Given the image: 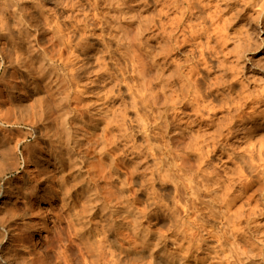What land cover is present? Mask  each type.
I'll return each instance as SVG.
<instances>
[{"label": "rangeland", "instance_id": "obj_1", "mask_svg": "<svg viewBox=\"0 0 264 264\" xmlns=\"http://www.w3.org/2000/svg\"><path fill=\"white\" fill-rule=\"evenodd\" d=\"M61 1L62 2L64 1L65 3L63 2L62 3L63 5H62L60 3ZM66 1L65 0H0V19L3 18L0 20V49H2L1 47H10L11 42H12L11 41L12 38L7 37L8 32L10 30V31L14 32V35L17 33V29L19 28L18 23L20 21L19 18L21 16L20 14L23 15V13H26L25 18H27V20L30 18L29 24L26 25V27H25L26 30L28 29L27 33H29V35L31 36L30 41L34 40L33 38L35 37V35H37V36L39 35L40 39H43L42 42L44 41L43 47L44 46L50 47V48L48 47L49 48L48 49V51H49L48 55H49V58L51 57V60H49L47 58V61H46V58H45V60H41V62L40 61L35 62L36 63L35 65H38V66L40 65V66L39 67L35 66L36 67L34 69L35 74H34V72L32 73L33 78L31 80V82L36 83V85L34 87L35 89L33 88L34 91H32L30 89L31 88V86H29L30 82H27L28 85L26 83L20 85L19 90H17V88L16 89L12 88L15 85L14 83L16 80L11 78V76H8L9 74H5V71L7 70V67H8L7 65L9 64L8 61H11L12 58L14 59V57L11 56V57L6 59L5 56H3V54L0 51V188H2V189L7 188L8 190L12 191V197L10 199V201H12V202L11 203L7 202L8 204L7 203L6 204L8 206L6 204H4L3 208H0V235H1L0 239H1V237L6 236V239L8 241L7 244H9V246H8L9 249L7 250V254L9 256L8 255H6V256H8L10 258V261L13 264H28V263L29 264L30 263L31 264H113L112 257L108 253V248H110L112 250L113 249L115 250V248H129L130 251L128 254L131 256L133 254L132 251L137 252L138 250H140V248H154V244H153V243H155L154 241L155 240L158 241L160 239V237L162 240L164 235L167 236V238H168V240H167V238L164 237V239L166 238V242L164 239L162 240L163 241L162 244L166 245L165 248H176V246H173V244L170 241L171 237H175V232L168 231L167 229H165L167 227L159 222L162 219H165L164 217L159 216L161 213L160 211H166L167 207H170V205L173 203V201L178 200L177 198L174 197V193H173L174 192L173 187L176 184L175 180H176V178H177L176 176L178 174V173H176L175 170L177 168H182L183 172H185L186 174L188 173V175H189L190 173H192V172H190V170L193 171L194 169L197 168V165H198L192 159V157H190V153L188 150V145H189L188 143L190 140H187V139H186V141L182 140L181 134H179V133H181L182 131H185L184 133L186 134V136H189L188 135L189 131H191V133L193 135L203 134L205 132L213 133V131L216 128H218V126L213 125V127H211L209 129V126L207 125L208 123H205V124H199L198 123L199 124L198 125L197 122L196 123H183V122H181L179 127L178 126L174 127V129H170L171 131L169 129L163 128V130L165 131V133L163 135L164 137L162 136V134H159V135L158 134H152L153 136L151 138V137L146 136V134L142 133V132H144V130H141L142 129V128H140L141 126H139V125L137 126V124L134 123L135 121L132 118H134V119L136 118L135 113L137 112V110H135V109L131 110V108H128L129 112H127V120L126 121H129V120H131V122L134 121V122H132L133 124L131 122H127V124L129 125V129L127 131H129V132H126L125 129H123L122 131L119 130V131L114 132L116 135L118 133L123 134L124 132H126L128 134V140H129L128 147L124 146L122 144L123 141L120 138V136L122 134L121 135L118 134L119 136L117 135L119 138L116 141V146H114L115 144L113 145L111 143H108L109 141L106 144V140H107L106 138L110 137V135L107 134V132L109 133L108 126H106L107 124L104 121H101L99 123L98 122L99 117L98 116L93 117V114H92L93 109L91 107H95L96 105L95 104H94L95 106L91 105V102L95 98L93 96H91V93H89V92H87V94H90V95H86V93L85 92L83 93V91L81 92V90L82 89L84 90V88L82 87L83 86L82 84H79V82L82 83L80 80H82V79L85 80L86 78L81 77L79 81L75 80L73 84L68 85L67 80L64 76V73L69 71L71 65L73 63L77 62L75 59L76 56H74L75 58L71 57V56L75 55V54H73L74 52H72V51H75V47H73L71 45V47L69 48L70 49L69 51L62 52L61 51L62 46L60 45V43H56L58 45L52 43V41H53L52 37L54 36L53 31H55L53 29H55L57 26L58 27L61 26V29L65 27L64 29H66L67 31L66 30L63 31V29L61 30L60 28L59 29L61 30V32L63 31L66 38H69L73 35V31H70V29H72L70 27V24H77V21H79V20L83 21V19H85V16H87L86 14L91 13L89 15V21H88L90 23H87L88 25H86L85 28L83 26L82 30L79 32V34L83 35V36L78 37L77 38L78 40L75 39L73 43H75L76 41H80V38H81L84 45L87 44L85 46L89 47L88 50H91L94 53V57H95V55H96V57L101 55L102 61L104 63H106V60H107L106 64H109V67H110V66H115V64L119 60L118 59L119 56L115 55L114 58H110L104 52L105 47L109 46V45H111V46L114 45V47H116V45L121 40V43L124 44L122 46H124V47L121 46L122 49H120L121 47L117 48L118 50L116 51V54L119 53V55H120V53L121 54L124 53L123 55L125 56V54H127V57L126 56L124 57L123 55H121L124 58H123V61L121 60V62L119 63V67H122L123 65L127 66L126 70L129 71L131 69V66H130L131 62L137 63L136 66L139 64H142V65H144L146 63H147V65L149 64L150 66L153 67L152 68L153 72L158 73L157 75H160L159 76L160 80H161V78H163L164 81L165 80L168 81V82L167 81H165V82L167 84H169L168 85L169 90H167V91L170 94L178 86L177 84H180V83H177V81L182 80L181 78H179L181 75H183L182 73L187 74V73H189L191 67L192 68L194 67L195 69L193 68V70L194 71L196 70V71L194 72L193 81L197 82L196 85H200L202 87V94H204L203 96H204V99L206 102V104L204 103V105L208 106L210 104L209 107H207V110L209 111V109L211 108V111H214L213 109H215V111L217 112L216 117L219 118V116L222 117V116L228 114L227 113L228 110H231V109H229L230 104L234 103L235 106H241L242 107L245 104H248L247 102H249L250 100H253V98H254L253 102H251L248 105L243 107V110H244L243 115L246 116L245 114H247L248 117L246 116L247 119L242 118V120H243L242 122L245 123V125H247V124H252V122L255 121L254 118H256V117L264 118V102L261 103V102H258L256 100L257 98L260 97L259 93L264 94V87H263L264 86V21H263L264 20L263 19L264 18V15H263V13H264V0H237V1L236 0H232V1L231 0H194V2H195L193 4L194 7L191 5V9H190L191 12L189 11V13L186 10L188 7L187 6L188 2L186 3V1H185V3H184L183 0H175V1L174 0H167L168 1L167 2L166 0H164L165 2H167V4L169 3V7L165 8V10H168L166 15L161 13V8H163L162 3L161 2L159 3V1L157 2L156 0L155 1L154 0H145V1H143V0H97L96 4L94 3V0H80L79 2L84 5L81 8L82 12L78 11L81 14L77 15V18H75L73 20V22L71 20L70 24L68 22H66L67 20L64 19L65 22L62 20L64 16L57 19L58 18V17L56 18L57 14H55L56 11H59V8H60V10L62 8L64 10L67 9V7L65 6ZM69 1L70 0L67 1L68 2L67 6L70 9L72 2H70V4H69ZM71 1H73V3H74V2H77L78 0H71ZM164 1H162V2H164ZM89 2L94 3L95 5L89 4ZM198 2H199V4H198ZM176 3L177 4L179 3V4L177 5ZM57 4H58V6H57ZM218 4H219V6H218ZM261 4H262V6H261ZM91 5H92V7H90ZM204 5H205V8H204ZM94 6H95V8H93ZM181 6H183L185 8V10H184V8H181ZM257 9H258V11H257ZM72 10L76 11L74 7H72L69 11L72 12ZM132 10H133V12H132ZM154 10L157 13H155ZM236 10H237V13H236ZM36 11L40 12V13L43 11L44 13L42 12V16L45 15V17H47V16L49 17V19L46 18V20L48 21V22H46L47 25H46L45 20H44L45 17L40 18V20H41V22L39 21L40 23L38 22L37 19H34V16L36 15ZM68 12H66V13H68ZM84 12L85 13L88 12V13L85 14ZM232 12H234V13L231 14ZM201 13H202V15H201ZM129 14H131V16ZM176 14H178V15H176ZM180 14H181V16H180ZM51 15H52V17H51ZM82 15H84V16H82ZM126 15H129V16H126ZM215 15H216V17H215ZM9 16H11V17H9ZM167 16H168L169 20L167 19ZM176 16H177V18H176ZM179 16L182 18H179ZM208 17H209V19H208ZM210 17L212 19H210ZM224 17H226V18H224ZM159 21H164L165 23L167 21L168 24H169V22H170V24L172 22L178 23V25H174V24L171 25L172 27L176 26L175 27L176 30L174 32L175 34L173 33V36H175V37H172L170 42H168L167 44H166V42L168 41L167 39L163 40L162 37L156 36L158 28H157V30H155V28L152 27L153 29L150 28V29H148L149 31L145 30V32H143V31L140 32L141 28L145 27L146 25L151 24V23L153 24V23L159 22ZM230 21H232V22H230ZM7 22H8V24H6ZM58 22L60 23V26H59ZM3 23H5V25H8V28H6ZM56 23H58V24H56ZM65 23H67V24H65ZM189 25L190 26L192 25L191 27H193V28H191ZM200 26L202 28L198 29ZM69 27H70V29H69ZM211 27H213V29ZM202 29H204V30H202ZM238 29L239 30L241 29V30L239 31ZM181 30H184V31L181 32ZM212 30H214V31H212ZM134 31H137V32H134ZM140 33H142V34H140ZM204 33H207V34H204ZM224 33H226V35ZM55 34H56V31H55ZM139 34H140V36H139ZM190 34L193 38L190 36ZM116 35H118V36H116ZM132 35H134V37ZM180 35H182V36H180ZM187 35H189V36H187ZM236 35H237V37H236ZM134 38L135 39L137 38L136 41ZM213 38H215V39H213ZM233 40H234V42H233ZM244 40H246V41H244ZM86 41H87V43H86ZM180 41H182V42H180ZM216 41H218V42H216ZM249 41H250V43H249ZM113 42H114V44H113ZM50 43H51V45H50ZM133 43L136 45H134ZM148 43H149V45H148ZM199 43H200V46H199ZM235 43H236V45H235ZM53 45H55V46H53ZM137 45H139V46H137ZM167 45H169V46H167ZM165 46H166V48H165ZM196 46H198V47H196ZM167 47L169 48V50ZM246 47L249 49H247ZM72 49H74V50H72ZM165 49H167L168 52ZM100 50H101V52H100ZM95 51H97V52H95ZM76 53H79V51L76 50ZM95 53H97L98 55ZM162 54H163V56H162ZM165 55L167 57H165ZM67 57L68 58L71 57L73 59V62H72V60H70L71 58L67 59ZM145 57H147V58H145ZM41 59H43V57H41ZM124 59L127 60L128 62L124 61ZM142 59H144V60L141 61ZM62 60H66V61L70 60V62H71L70 63L71 65L69 64V68H66L65 72H64V69L61 67H54V70H53L54 73L52 74V76L51 77L49 76L50 78L49 77L44 78V77H42L41 72L39 71L40 72V74H39L37 71V68L39 70V68L41 66H43L42 63H44V65H45L44 67H46V66L48 67L49 65H51V63H53V62L54 63L55 62L60 63V62H62ZM74 60H75V62H74ZM95 62H94V65H96L95 66V68H96L98 65H97V63L95 64ZM166 62L167 63L169 62L170 64L169 63L167 64ZM127 63H128V65H127ZM176 63H177V66L175 65ZM239 65H240V67H239ZM174 66H176V67L174 68ZM138 67H142V66L139 65ZM261 67H263V69ZM143 68H144V66H143ZM208 69H209V71H208ZM10 71H13V69H10ZM205 72H206V74H205ZM128 73L131 74L132 70H130V72H128ZM5 75H7V76H5ZM3 76H4V81H2ZM153 76H155V74ZM218 77H220V78L218 79ZM175 78H177L178 80H175ZM141 81H143V80H141ZM240 81H241V84H240ZM161 82H163V81L161 80ZM242 82H243V84H242ZM76 83H77V85H75ZM173 83H174V85L176 83V85L174 86ZM153 84H152V86H156L159 89L158 85L155 84V82ZM8 85L11 87H8ZM111 85L112 84H110L109 86H111ZM261 85L263 88L261 87ZM173 86L175 88H173ZM200 86H198V87L201 89ZM37 87H39V88H37ZM170 88H172L173 90L170 91L171 90ZM177 88H179V87H177ZM125 90L126 89L123 87L121 88V90H119L116 87L115 92L120 91V93H123V91L125 92ZM152 90H156V89H154V87H152ZM77 94H78V96H77ZM255 94H257V95L255 96ZM120 96L121 97H119L117 99V103L120 100H121L120 102H122V100H124L123 96L122 95H120ZM206 96H208V97H206ZM244 96H245V98H244ZM257 96H259V97H257ZM59 98L63 99L64 106H63L62 110L64 112H66L65 115H67V117L66 116L65 117L67 119L71 120V124L70 123L68 124L70 126L67 127L66 129H65V127L61 126L60 115L57 116L56 113L52 112V111H55L57 99H59ZM89 98H91V100H89ZM128 98L130 99V97H128ZM128 98L126 97L125 100L129 101ZM86 99L89 101H87ZM208 99H210L211 101L213 100L214 103H213V101L211 102ZM248 99H250V100H248ZM263 99H264V97H263ZM80 101H83L84 103H82ZM85 102L87 104H89V102H90V104L88 106H85V104H86ZM78 103H79V107H77ZM117 103H115V107H120V104H118V106H117ZM39 104L44 105L45 107L49 106V110L51 109V112H50L51 114L45 115L46 119L44 116H42V114H43L42 110L43 109L40 108ZM92 104H93V102H92ZM223 104L225 106H223ZM20 105H22L24 107L26 106L25 109L27 111L24 113H21L19 110H16V108H18ZM82 105H84V108L85 107L86 108L84 109L82 107ZM219 107H220V109H219ZM29 108H30V112L28 110ZM147 109H148L147 111H149V112L152 111L151 108H147ZM63 111H62V113H64ZM81 111H83V112L81 113ZM205 111H206V109H205ZM245 111H246V113H245ZM35 112H38L39 114L41 113L40 116L38 114V117L39 118L43 117V118H41L42 120L39 121L38 118H36L34 116ZM83 113L89 115V117L86 118L87 121H85L86 119L83 117V115H82ZM152 113H154V115H152ZM152 113H150L151 116L147 113V115L150 116V119L148 118V125H151L153 122L152 128L154 129V131L157 128H158V130L162 129L161 128L163 126V125H161L162 124V122H161L162 117L159 116L156 112H152ZM254 114H256V116ZM4 115H5V117H4ZM155 115L158 116V118L157 117L155 118ZM81 116L85 120L84 119L81 120V118H82ZM152 116H154L155 120ZM168 116H167V120L169 122H172L173 119H175L174 118L175 115H174V112L172 110H170L168 112ZM94 118H98V119L96 120ZM73 119L77 120V121H74ZM149 120H151V121L149 122ZM155 122L157 125L155 124ZM44 124H46V126ZM92 124H93V126H92ZM96 124H97V128H96ZM134 124H136L135 126H137V127H135ZM68 125H66V126H68ZM128 125H126V129H127ZM156 126H158V127H156ZM154 127H156V129ZM186 127L188 129H186ZM90 128L92 131L89 130ZM106 128H107V130H106ZM139 128H140V130H139ZM158 130H156L155 132H157ZM186 132H188V133H186ZM225 133H227V132H225ZM256 133H254L252 135L253 137L249 138L250 137L249 136L248 138H245L244 140H242V143L237 142L235 144V147H236V145H238L236 147V149H239V151H237V150H235V151L240 152V150H241V153H242L243 150L244 151L246 150V154H249L247 149L249 150V148H254L255 147L254 144H257V142L260 139L264 138V127L258 128ZM72 134H73L75 139H77L76 137L78 136V139L82 140V142L79 144V146L81 145L80 147L78 146L77 142H76L77 144L74 143L75 139L73 138ZM105 134H107L108 136L106 137ZM37 136H38V138H37ZM91 137H93V138H91ZM255 138H257V139H255ZM96 139H98L99 141H97L95 143ZM145 139L149 142H146ZM172 139H174V140H172ZM178 139H179V141L182 140L183 144L181 143V141H180V143L173 144V143H175V140H178ZM142 140H143V142H142ZM231 140L234 141L235 138H233ZM255 140H257V141H255ZM100 141H102V142H100ZM254 141H255V143H254ZM251 142H252V145H251ZM147 143H149L148 145L151 146L150 148H149V146L145 145ZM167 144H168V146H167ZM74 145H75V147H74ZM112 145H113V148H112ZM122 146L125 150L126 149L128 150V151L127 150L125 151V157H124V153H123L124 149L121 148ZM131 146H132V148H131ZM143 147L147 150V152H146V150H145V152H143L144 151ZM152 147H154V148H152ZM118 148L123 149V151L122 150L120 151V149L118 150ZM116 149H117V151H116ZM131 149H133V150L131 151ZM154 149L159 150L162 153L161 154L160 152H157V153H159L158 158H159V156H161L159 160L156 158L157 156L152 157V154L155 153V151H156V150L154 151ZM139 150H141V151L139 152ZM135 151H137L138 153ZM130 152L132 153V155ZM133 152H135V153H133ZM142 152H143V154H142ZM146 153L147 154L151 153V154L148 157ZM219 153L220 152H218V154ZM61 154H62V157H64L63 158L64 160H67L66 158H70V154L73 155L72 162H70L71 169L69 168V163H67V165H66L67 167L65 166V169L63 170L65 174L60 173V172H62L60 166H58L60 164H58L57 161H55V157L57 155H61ZM139 154H140V156H139ZM144 154H146V156ZM165 155H166V157H165ZM169 155H170V157H169ZM210 155H212V154H210ZM126 156L128 159H129V157L131 158V156H132L133 161L135 162V163L133 162V165L135 164L136 165L135 167L140 168V170H142V167H143L145 175L148 176L147 178H149L150 180L153 179L152 180L153 182L151 181V183L153 185L152 184L150 185V183H148V185H150V186H147L152 191H153V189L155 190V192H152L149 190V188H147L148 189L147 191L154 194V195H151V196H153V198L150 197L151 193L143 190L144 188L141 187V185H140L141 183H140L139 178H137L136 181H133L132 179H127V177H128V175L126 174L127 169L124 167L125 165L123 162V161H125V159H127ZM139 157L141 158V160ZM144 158H147V160H144L145 162L142 161V159H144ZM226 158H224V159L226 160ZM73 159H74V162H73ZM163 159H165V161L169 160L170 162H172L174 166L176 165L175 166L176 168H174V170H172V171L171 170L165 171V169H163V171H165V172H163L162 170L159 171L156 174L157 175L159 174L158 176H162V175L163 176L158 177L156 179V177L153 175V172L151 170L154 169L156 166H158L160 164L159 161H161ZM210 159H209L210 161H209L208 166L210 165V168H212V169L217 168V170H220L222 172H224V170H226L228 172L230 171L229 173L236 171L235 169H241V167H239L240 163L238 160H235V161L233 160L231 162L230 161H228V162L224 161L225 163L223 161H221V163H220V160L217 157V155L216 156L215 155L210 156ZM136 161L139 163H137ZM169 161H167V164H169ZM157 163H159V164L157 165ZM137 164H139V166H137ZM72 165H74V167ZM173 165H166L167 169H168V166L172 167ZM146 167H148V168H146ZM164 168H166V167H164ZM109 169H111V170H109ZM186 170H187V172H186ZM174 173H176V174H174ZM76 174H77V176H76ZM151 174H152V176H151ZM245 174H246V172H245ZM49 175H50V177H48ZM65 175H66V178L64 179L63 177H65ZM170 175H172V177ZM248 175L249 174L247 173V177L250 178V176H248ZM51 177L53 179H51ZM170 177H171V179H169ZM46 178H48L49 182H50V183H48V185L43 184V182L46 180ZM160 178H162V179L165 178L166 181H169V182H166L165 179L162 180ZM33 179L35 181L38 180V182L36 183ZM60 181H62V182L60 183ZM50 184L53 188L50 186ZM238 184L234 185L232 187L231 191L229 192L232 196L234 193H235L234 195H236V194L238 195V192H240L241 189H240V185H238ZM95 185L97 188L95 187ZM45 186H47L46 188H48L47 190H48L49 194L47 191H46V193H44V191L43 192L40 191V189L45 188ZM88 186H90L91 189ZM213 187H215V186L212 185L211 188H213ZM85 188H87V189H85ZM141 188L143 191L141 190ZM169 188H171V189H169ZM253 189H249L242 196L241 199H238L236 202H234L235 203L234 206L232 203V206H231L232 208L230 207L231 211L228 214L233 215L235 213L234 211L237 208H239L240 206H242V204H244V203L247 204V206L245 205L246 207L251 206V205L253 206L254 203L257 202V198H259V195L254 196V198H253V196H252ZM50 190H52V191H50ZM158 192H160V193H158ZM147 193L149 194V196ZM162 193H163V195H162ZM169 193H171V194H169ZM95 194H96V196H95ZM241 194L242 193H240V195ZM40 195H41V198L39 197ZM146 195H147V197H146ZM160 195L162 196V198ZM170 195H171V197H170ZM139 196H141L142 198ZM157 196H158V199L161 203L160 206L162 205L163 207L159 208L158 205L156 206V202H158L157 201L158 199L154 198V197H157ZM248 196H251V197H248ZM62 197H64L65 199L64 198L62 199ZM203 197H206V195ZM207 197H206L207 200H212V198H209V196H207ZM145 198H146V201L149 200L148 201L149 203H151V204L154 203V205L152 204L153 206L151 205L153 208L150 205H148L149 204L148 202L147 203L145 202ZM247 198L249 199V201L247 200ZM154 199H155V201H154ZM255 199H256V202H255ZM64 200H65V202H64ZM150 200H153L154 202H152V201L150 202ZM246 201H248L249 203ZM14 203H16V204H14ZM179 203H180L181 208H182L183 207L182 203H185V202L183 200ZM164 204H165V206H164ZM146 205H148V206H146ZM142 206L146 209H144ZM219 206H221V205H219ZM6 207L7 208L9 207V209H7ZM129 207H131V208H129ZM147 208H148V210H147ZM156 208L159 209V210L157 209L159 213L157 212ZM217 209H220V208L218 207ZM221 210L224 211V210H226V208L223 207ZM12 211H15L16 213H13ZM155 212H157V213H155ZM12 213L16 214V215H14L13 217L10 216L9 214L12 215ZM224 213H227V212L224 211ZM184 214L185 213L183 212L182 215H184ZM141 215H142V217H141ZM158 216L161 219H159V218L157 219ZM219 216H218L219 222L217 221L218 224H217L216 228L215 227L213 228L211 226L212 224L210 223V222H212L211 220H213L212 218H214V217H212V218L209 217L208 219H210V221L208 220L209 222L208 221L206 222L208 224H205L204 226H202L203 230L201 229V227H199V223H196L197 222L196 221L195 223L197 225L195 224V227H194L195 230L193 229L190 232H196L198 234V236L202 235V236H205L208 240H214L215 237L212 235L214 233L213 229H216V231H217V229H219V230L222 229L220 234L222 233L223 236H225V237H226V235H227V237H229L231 234V237H229L230 242L231 241L232 242L236 241V243L238 242V245L240 247L237 246L238 249L234 248L236 250V251L234 250L235 254H237V252H238L237 250H239V249L240 250L244 249L245 251L243 250V252H245V253L248 250L249 251L251 250L250 252H248V254L250 253V256L247 254L249 258L245 259L246 257H244V256H246V255H242V257L245 259L244 261L246 262V264H264V243H263L264 237L263 236H262L263 238L261 237V233H263V232H260L256 229V225H258V224L264 226V217H257V219H255L254 222L252 220V222L250 224V225H252V226H250V231L253 233L252 236H254V237H252V236H249L250 235L249 232L246 233V230H247L245 228L246 222H241L238 224V222H237L238 220H237L235 223L236 218L234 216H230L231 222L233 221V223H234V224L230 223L231 226L235 225V227H236V225L238 224L240 226L238 227V225H237L236 228L237 229L239 228V230H240L241 226L242 227L245 226L243 228L241 227L242 228L241 230L243 231V233H241L242 232L241 230H240L241 232H239V233L237 232V230H235L236 232L234 231L232 233L233 227H232V229H231V226H229L230 228H228V227L222 228L221 227V226H223L222 223L225 222L224 220L226 217L224 216V219H223L222 218L223 215L220 217ZM8 217H9L10 221H9ZM11 217H12V219H11ZM191 217H192V219H191V221H192L196 217V215H192ZM215 219H217V217ZM222 220H223V222H222ZM139 225H141V227L143 229L144 228L148 229L146 232H148L150 230L149 233L151 235L149 234V236L144 238L143 233H141L139 230ZM76 228L78 229V231ZM204 228H205V230H204ZM224 229H225V231H224ZM254 229L256 230L255 231L256 234H254ZM80 230H82V231H80ZM199 230H201V231H199ZM228 230L230 231V233ZM210 231L213 233L211 234ZM152 233H154L153 234L154 236L152 235ZM204 233H206V234H204ZM86 234H89V236ZM208 234H210V235H208ZM224 234H226V235H224ZM239 234L240 235L246 234V235L245 236L243 235L242 237H240ZM160 235H163V237ZM232 235L236 238L234 239V237ZM86 236H88L89 238H87ZM148 237L150 238V245L148 247L147 246L144 247L141 242L149 239ZM245 237L247 238V240L251 239V242H250V240L247 241ZM250 237H252V238H250ZM259 237H261V240H259L260 239ZM83 238H84V240H83ZM156 238H159V239H156ZM231 238H233L234 241L231 240ZM85 239H87V240H85ZM91 239L92 240L94 239L95 243H97V242L98 243L96 245L93 244L94 242L91 243L90 245L86 244ZM152 239H153V243H151ZM238 239H242L243 241L246 240L244 243L246 244V242H247L248 246H246L247 244L246 245L243 244V242L241 240H238ZM252 239H253V241H252ZM216 240H217V238L214 241L216 242ZM254 240H257V242L258 241L259 242L256 243ZM168 241H169V243H168ZM239 241L242 244H240ZM248 242L250 243V246H251V243H253L252 245H255V244L256 245L251 246L252 248H250ZM92 244H93V246H91ZM86 245H89L88 247L91 246L92 248H94L96 246L95 248H98L99 252L96 253L97 256L95 257V259H96L95 263L92 262V259L88 256V253H86L87 251H85V249H84V247L85 248L87 247ZM245 246L247 248H245ZM255 247H257V248H255ZM240 252H242V251H239L238 253L241 254ZM3 253L4 252L0 248V256L2 257V260L0 258V262H1L0 264H3V260H4V256H5V254H3ZM236 256H238V255H236ZM236 256H234L235 260L230 258V262L227 260L220 261V262L218 260L217 261L215 260V261H213V263H211L210 261H207V262L206 261H202V262L200 261L197 263L193 259V257H190L188 262H190V264H235V263H238ZM239 257H240V255H239ZM25 260L27 262H25ZM131 264H135V263L131 262Z\"/></svg>", "mask_w": 264, "mask_h": 264}, {"label": "bare ground", "instance_id": "obj_2", "mask_svg": "<svg viewBox=\"0 0 264 264\" xmlns=\"http://www.w3.org/2000/svg\"><path fill=\"white\" fill-rule=\"evenodd\" d=\"M66 1V0H65ZM68 1V0H67ZM66 1V4L65 6L67 7V11L64 10L63 8L60 10L59 8V11H56L55 14H57L56 18L59 19L61 18L62 16L63 17V21L64 19L67 20L66 22H68L69 24L71 23V20L73 22V20L75 18H77V15L81 14L79 13L78 11L82 12V7L84 6L82 3H80L78 0L77 2H74L73 1H69V4L70 2L71 3V8L74 7L76 11H69L70 9L68 8V2ZM145 1V0H143ZM155 1V0H154ZM157 2L159 1V3L161 2L162 3V6L163 8H161V13L162 14H165L168 12V10H165V8H168L169 7V3L167 4V2H165L164 0H156ZM164 1V2H162ZM175 1V0H174ZM187 3V11L189 13V11L191 12V5L193 6V4L195 3L194 0H183V2ZM232 1V0H231ZM237 1V0H236ZM64 2V1H63ZM62 1L60 2L61 4L63 3ZM97 0H94V3L96 4ZM140 2V1H139ZM227 2V1H226ZM245 2V1H244ZM254 2V1H253ZM59 3V4H60ZM65 3V2H64ZM94 3H91L89 2V4H94ZM119 3V2H118ZM144 3V2H143ZM223 3V2H222ZM235 3V2H234ZM258 3V2H257ZM85 4V3H84ZM87 4V3H86ZM94 4V5H95ZM158 4V3H157ZM156 4V5H157ZM172 4V3H171ZM177 4V3H176ZM179 4V3H178ZM177 4V5H178ZM199 4V2H198ZM240 4V3H239ZM56 5V4H55ZM63 5V4H62ZM92 5L90 7H92ZM122 5V4H121ZM128 5V4H127ZM206 5V4H205ZM205 5H204V8H205ZM254 5V4H253ZM58 6V4H57ZM60 6V5H59ZM70 6V5H69ZM208 6V5H207ZM211 6V5H210ZM219 6V4H218ZM241 6V5H240ZM255 6V5H254ZM262 6V4H261ZM61 7V6H60ZM65 7V8H66ZM125 7V6H124ZM123 7V8H124ZM128 7V6H127ZM194 7V6H193ZM225 7V6H224ZM95 8V6L93 7ZM181 8H184L183 6H181ZM196 8V7H195ZM233 8V7H232ZM243 8V7H242ZM134 9V8H133ZM144 9V8H143ZM240 9V8H239ZM253 9V8H252ZM84 10V9H83ZM158 10V9H157ZM185 10V8H184ZM183 10V11H184ZM200 10V9H199ZM212 10V9H211ZM222 10V9H221ZM229 10V9H228ZM10 11V10H9ZM69 11V12H68ZM126 11V10H125ZM153 11V10H152ZM155 11V10H154ZM203 11V10H202ZM214 11V10H213ZM235 11V10H234ZM258 11V9H257ZM262 11V10H261ZM43 12V11H42ZM42 12H37L36 11V15L34 16V19H37L38 22L40 20V18L42 17H45L42 16ZM68 12V13H66ZM71 12V13H70ZM128 12V11H127ZM133 12V10H132ZM241 12V11H240ZM10 13V12H9ZM44 13V12H43ZM85 13V12H84ZM83 13V14H84ZM88 13V12H86ZM85 13V14H86ZM90 13V12H89ZM123 13V12H122ZM155 13H157L155 11ZM160 13V14H161ZM185 13V12H184ZM234 12H232L231 14H233ZM236 13H237V10H236ZM258 13V12H257ZM263 13V12H262ZM25 14V15H24ZM51 14V13H50ZM91 14V13H90ZM90 14H86L87 16H85V19L82 20H79L77 21V24H70V27L72 29H70V31H73V35L69 38H66L63 31H65L66 29L62 28L63 31L61 32V26H60V23H59V26L60 27H56L55 30L56 31V34H55V31L54 32V36L52 37V43L53 44H56V43H60V45L62 46L61 48V51L62 52H67L69 51L71 45L73 47H75V51H72L74 52L73 56L71 57H74L76 56V63H73L72 65L70 64V60H72L73 62V59L71 58H68L67 59H70L68 61L66 60H62V62L60 63H51V65H49L48 67H44V63L43 66H41L38 70L37 68V71L38 73L42 74V77H51L52 74L54 73L53 70H54V67H61L64 69V72H65V69L66 68H69V64L71 65L69 71L65 72L64 73V76L67 80V83L68 85H71L74 83L75 80H80L81 77H84L86 78L85 80H80L82 83L79 82V84H82L84 90L82 89L81 92L83 91V93L85 92L86 95H90V94H87V92L91 93V96H93L95 99L92 100L91 102V105H94L95 107H91L93 109V117L94 116H98L99 117V120L98 122L100 123L101 121H104L108 126V131L109 133L107 132L108 135H110V137H107L108 135L105 134V136L107 137L106 139V144L107 142L108 143H111V144H115L114 146H116V141L117 139L119 138L118 136L121 135V134H115L114 132L115 131H122L123 129H125L126 132H129L127 131L129 129V125L127 124V122H131V120L129 121H126L127 120V112H129V109L128 108H131V110L135 109L137 110V112L135 113V119L132 118L134 121V123L137 124V126H141L140 128H142L141 130H144V134H146V136L148 137H151L152 138V134H162V136L164 135L165 131L163 130V128H166V129H174V127H179V125L181 124V122L183 123H196L197 124H205V123H208L207 125L209 126V129L211 127H213V125H216L218 126V128H216L213 133H208V132H205L203 134H196V135H193L191 133V131H189V136H186V134L184 133L185 131H182L181 133V139L186 141L187 140H190L189 141V145H188V150H189V153H190V157H192V159L198 164L197 165V168L194 169L193 171L190 170V173L188 175V173L186 174L185 172H183V169L182 168H177L175 171L177 174V178L175 180L176 184L175 186L173 187V193H174V197L177 198L178 200L177 201H173V203L170 205V207H167V210L166 211H160V217H164L165 219H162L161 221H159L160 223H162L164 226H166L168 231L170 232H175V237H171L169 240L171 241V243L173 244V246H176V248H165V244H162L163 243V239L164 237L167 238V236L164 235H160L163 237V239L161 240V237L160 239L159 238H156V239H159L158 241L155 240L153 243V239L151 240V243L154 244V248H140V250H138L137 252L135 251H132V255L130 256L128 253H129V248H115V250L113 249H110L108 248V253L111 255L112 257V260H113V264H131V262H134L135 264H190V262H188V260L190 259V257H193V259L198 263V262H202V261H210L211 263H213V261H229L230 262V258L235 260L234 259V256H236L237 260H238V263H235V264H246V262L244 261L245 259L249 258L248 255L250 256V253L248 254V252H250L249 250L245 253L243 252V250H237L238 252L239 251H242L240 252L241 254H239L237 252V254H235V249H238V247H240L238 245V242L236 243V241L233 240V238H231V240H233L234 242H230V239L229 237H231V234L229 237H227L226 234V237L223 236V234L220 232L222 231L217 229H213V232H211V234L215 237V239L217 238L216 242L214 240H208L205 236H202V235H199L196 233V232H190L194 229L195 227V224L196 223H199V227H201L202 229V226H204L205 224H208L206 223L208 220L210 221V219H208L209 217H214L212 218L213 220H211L212 222H210L212 225V227L216 228L217 227V224H218V216H222V218L224 219V216L226 217L225 218V222H223L222 220V224L223 226H221L222 228L225 227V228H230L229 226L230 223H233V221L231 222V217L230 216H234L236 218L235 220V223L236 221L239 223L241 222H246V227H245L247 230H246V233L249 232V236H252V232L250 231V225L252 220L254 222L255 219H257V217H264V138L263 139H260L257 144H254V148H249V150L247 149V151L249 152V154H246V150L242 151L241 153V150L240 152H236L235 150L239 151V149H236V147L238 145H236L235 147V144L238 142V143H242V140H244L245 138H251L253 137L252 135L254 133H256V131L258 130V128H261V127H264V118H259V117H256L254 118L255 121L252 122V124H247L245 125V123H243L242 121V118H246L247 114H245L246 116H244V110H243V107L248 105L249 103L253 102L254 101V98L253 100H250L249 102H247L248 104H245L244 106H235L234 103L230 104L229 105V109L231 110H228V114L220 117H216V111L215 109H213L214 111H211V108L209 109V111L207 110V107H209V105H204V103L206 104L205 102V99H204V94H202V87L200 85H196L197 82L193 81V76H194V71L193 68L191 67L189 73L185 74V73H182L183 75H179L182 80H178L177 78H175V80H178L177 83H180V84H177L179 88H175L174 86V83H173V88H175L174 90L172 88H170L173 92H171V94L167 91L169 90L168 89V85L165 81L167 80H163V78H161V80L163 82H161L160 80V75H157L158 73H154L153 70H152V66H150L149 64L147 65L144 64H139L141 65L142 67H138L139 65L136 66L137 63H133L131 62V69L132 70V73H128L130 72V70H126V67L127 66H122V67H119V63L121 62V60L123 61V58L126 56L127 57V54H125V56L123 54L119 53L116 54V51L118 50L117 48H120L122 45H124L123 43H121V40L119 41V43L116 45V47H114V45H109V46H106L105 47V54H107L110 58H114L115 55H118L119 56V60L118 62L115 64V66H110L109 67V64H106L107 63V60H106V63H104L102 61V58H101V55L100 56H97L95 55L94 57V53L91 51V50H88L89 47L88 46H85L87 44L84 45V43L82 42L81 38H80V41H76L75 43L74 40L77 39L78 37H81L83 35H80L79 32L82 30L83 26L85 28L86 25H88L87 23H90L88 22L89 21V15ZM125 14V13H124ZM139 14V13H138ZM150 14V13H149ZM161 14V15H162ZM174 14V13H173ZM195 14V13H194ZM20 18H19V28L17 29V33L14 35V32L10 31L8 32V38H12V42H11V45L10 47H1L2 49H0L1 53L3 54V56H5V58H9V57H14V59L12 58L11 61H8V67H7V70L5 71V74H9L8 76H11V78L15 79V85L12 87L14 89L17 88V90H19L20 88V85L26 83L27 82H30L29 83V86H31V90L34 91V87L36 85V83H33L31 82L32 80V73L34 72V69L36 68L35 66H38V65H35L36 63L35 62H38L41 60H45L46 58V61H47V58L49 60H51V57L49 58V51L48 47H43V44H44V41L42 42L43 39H40V36L38 35H35V37L33 38L34 40L33 41H30V35L29 33H27L28 29L26 30V25L29 24V19L27 20L26 17V13H23L20 14ZM34 15V14H33ZM49 15V14H48ZM131 16V14H129ZM129 15H126V16H129ZM178 15V14H176ZM202 15V13H201ZM200 15V16H201ZM212 15V14H211ZM237 15V14H236ZM244 15V14H243ZM257 15V14H256ZM264 15V13H263ZM262 15V16H263ZM47 16V15H46ZM84 16V15H82ZM123 16V15H122ZM135 16V15H134ZM181 16V14H180ZM179 18H182L180 17ZM210 16V15H209ZM214 16V15H213ZM235 16V15H234ZM6 17V16H5ZM11 17V16H9ZM28 17V16H27ZM33 17V16H32ZM52 17V15H51ZM125 17V16H124ZM142 17V16H141ZM140 17V18H141ZM188 17V16H187ZM207 17V16H206ZM216 17V15H215ZM233 17V16H232ZM240 17V16H239ZM238 17V18H239ZM259 17V16H258ZM46 18L49 19V17H45V23L48 22L46 20ZM132 18V17H131ZM173 18V17H172ZM177 18V16H176ZM226 18V17H224ZM235 18V17H234ZM248 18V17H247ZM254 18V17H253ZM252 18V19H253ZM263 18V17H262ZM3 19V18H1ZM0 19V20H1ZM166 19V18H165ZM167 19H168V16H167ZM175 19V18H174ZM209 19V17H208ZM210 19H212L210 17ZM214 19V18H213ZM233 19V18H232ZM264 19V18H263ZM262 19V20H263ZM87 20V21H86ZM92 20V19H91ZM133 20V19H132ZM169 20V19H168ZM167 20V21H168ZM192 20V19H191ZM5 21V20H4ZM33 21V20H32ZM62 21V22H63ZM131 21V20H130ZM145 21V20H144ZM164 22V21H159V22H155V23H151V24H148L146 25L145 27L141 28L140 32L143 31L145 32V30H148L152 27L155 28V30H157L158 28V31H157V34L156 36H160L163 38V40L167 39L168 41L166 42V44L168 42H170V40L172 39V37H175L173 36V33L175 32V27H172L171 25H178V23H175V22H172L169 24ZM175 21V20H174ZM202 21V20H201ZM234 21V20H233ZM264 21V20H263ZM37 22V21H36ZM37 22V23H38ZM39 22V23H40ZM65 22V21H64ZM134 22V21H133ZM193 22V21H192ZM224 22V21H223ZM232 22V21H230ZM56 23V24H58ZM142 23V22H141ZM195 23V22H194ZM2 24V23H1ZM4 26L6 28H8V25H5V23H3ZM8 24V22L6 23ZM67 24V23H65ZM68 24V25H69ZM188 24V23H187ZM216 24V23H215ZM44 25V24H43ZM47 25V23H46ZM196 25V24H195ZM244 25V24H243ZM56 26V25H55ZM66 26V25H65ZM185 26V25H184ZM190 26V25H189ZM192 26V25H191ZM190 26V27H191ZM209 26V25H208ZM29 27V26H28ZM63 27V26H62ZM141 27V26H140ZM215 27V26H214ZM217 27V26H216ZM228 27V26H227ZM233 27V26H232ZM2 28V27H1ZM5 28V29H6ZM17 28V27H16ZM61 30H60V29ZM178 28V27H177ZM189 28V27H188ZM187 28V29H188ZM193 28V27H191ZM202 27L200 26L198 29H201ZM205 28V27H204ZM213 29V27H211ZM224 28V27H223ZM3 29V28H2ZM51 29V28H50ZM135 29V28H134ZM153 29V28H152ZM182 29V28H181ZM186 29V28H185ZM190 29V28H189ZM242 29V28H241ZM240 29V30H241ZM180 30V29H179ZM204 30V29H202ZM223 30V29H222ZM239 30V29H238ZM239 30V31H240ZM67 31V30H66ZM149 31V30H148ZM184 31V30H181V32ZM200 31V30H199ZM214 31V30H212ZM219 31V30H218ZM238 31V32H239ZM245 31V30H244ZM251 31V30H250ZM134 32H137V31H134ZM139 32V31H138ZM235 32V31H234ZM237 32V33H238ZM242 32V31H241ZM246 32V31H245ZM63 33V34H62ZM124 33V32H123ZM131 33V32H130ZM155 33V32H154ZM153 33V34H154ZM191 33V32H190ZM201 33V32H200ZM212 33V32H211ZM254 33V32H253ZM31 34V33H30ZM38 34V33H37ZM40 34V33H39ZM71 34V33H70ZM128 34V33H127ZM142 34V33H140ZM139 34V36H140ZM175 34V33H174ZM181 34V33H180ZM204 34H207V33H204ZM216 34V33H215ZM226 35V33H224ZM231 34V33H230ZM236 34V33H235ZM239 34V33H238ZM68 35V34H67ZM135 35V34H134ZM134 35H132L134 37ZM152 35V34H151ZM217 35V34H216ZM215 35V36H216ZM33 36V35H32ZM118 36V35H116ZM142 36V35H141ZM182 36V35H180ZM189 36V35H187ZM191 36V34H190ZM197 36V35H196ZM207 36V35H206ZM230 36V35H229ZM145 37V36H144ZM184 37V36H183ZM192 37V36H191ZM227 37V36H226ZM237 37V35H236ZM252 37V36H251ZM254 37V36H253ZM119 38V37H118ZM121 38V37H120ZM129 38V37H128ZM132 38V37H131ZM190 38V37H189ZM193 38V37H192ZM191 38V39H192ZM196 38V37H195ZM204 38V37H203ZM208 38V37H207ZM216 38V37H215ZM213 38V39H215ZM220 38V37H219ZM225 38V37H224ZM235 38V37H234ZM241 38V37H240ZM247 38V37H246ZM127 39V38H126ZM135 39V38H134ZM137 39V38H136ZM135 39V41H136ZM176 39V38H175ZM205 39V38H204ZM78 40V39H77ZM160 40V39H159ZM212 40V39H211ZM217 40V39H216ZM243 40V39H242ZM51 41V40H50ZM59 41V42H58ZM176 41V40H175ZM174 41V42H175ZM185 41V40H184ZM202 41V40H201ZM206 41V40H205ZM208 41V40H207ZM221 41V40H220ZM226 41V40H225ZM246 41V40H244ZM129 42V41H128ZM182 42V41H180ZM189 42V41H188ZM194 42V41H193ZM218 42V41H216ZM227 42V41H226ZM234 42V40H233ZM87 43V41H86ZM177 43V42H176ZM228 43V42H227ZM250 43V41H249ZM90 44V43H89ZM88 44V45H89ZM114 44V42H113ZM127 44V43H126ZM134 44V43H133ZM132 44V45H133ZM145 44V43H144ZM180 44V43H179ZM211 44V43H210ZM219 44V43H218ZM222 44V43H221ZM247 44V43H246ZM51 45V43H50ZM58 45V44H56ZM131 45V46H132ZM136 45V44H134ZM149 45V43H148ZM162 45V44H161ZM182 45V44H181ZM187 45V44H186ZM216 45V44H215ZM236 45V43H235ZM238 45V44H237ZM55 46V45H53ZM90 46V45H89ZM93 46V45H92ZM139 46V45H137ZM169 46V45H167ZM175 46V45H174ZM183 46V45H182ZM199 46H200V43H199ZM223 46V45H222ZM124 47V46H122ZM122 47L120 49H122ZM142 47V46H141ZM148 47V46H147ZM157 47V46H156ZM198 47V46H196ZM255 47V46H254ZM154 48V47H153ZM163 48V47H162ZM166 48V46H165ZM168 48V47H167ZM191 48V47H190ZM208 48V47H207ZM238 48V47H237ZM247 48V47H246ZM140 49V48H139ZM149 49V48H148ZM235 49V48H234ZM249 49V48H247ZM74 50V49H72ZM76 50L79 51V53H76ZM146 50V49H145ZM167 52L169 50L165 49ZM164 50V51H165ZM199 50V49H198ZM219 50V49H218ZM94 51V50H93ZM140 51V50H139ZM190 51V50H189ZM193 51V50H192ZM202 51V50H201ZM224 51V50H223ZM97 52V51H95ZM101 52V50H100ZM121 52V51H120ZM138 52V51H137ZM141 52V51H140ZM145 52V51H144ZM197 52V51H196ZM228 52V51H227ZM237 52V51H236ZM128 53V52H127ZM165 53V52H164ZM170 53V52H169ZM168 53V54H169ZM181 53V52H180ZM212 53V52H211ZM219 53V52H218ZM97 54V53H95ZM156 54V53H155ZM167 54V55H168ZM224 54V53H223ZM228 54V53H227ZM241 54V53H240ZM98 55V54H97ZM123 55V56H121ZM129 55V54H128ZM161 55V54H160ZM238 55V54H237ZM121 56V57H120ZM151 56V55H150ZM153 56V55H152ZM163 56V54H162ZM202 56V55H201ZM225 56V55H224ZM41 57H43V59H41ZM154 57V56H153ZM165 57H167L165 55ZM164 57V58H165ZM200 57V56H199ZM209 57V56H208ZM216 57V56H215ZM81 58V59H80ZM147 58V57H145ZM155 58V57H154ZM187 58V57H186ZM133 59V58H132ZM180 59V58H179ZM201 59V58H200ZM199 59V60H200ZM10 60V59H9ZM116 60V59H115ZM144 59H142L141 61H143ZM152 60V59H151ZM174 60V59H173ZM193 60V59H192ZM240 60V59H239ZM58 61V60H57ZM96 61V62H95ZM124 61H127L124 59ZM137 61V60H136ZM140 61V60H139ZM168 61V60H167ZM50 62V61H49ZM75 62V60H74ZM94 62L95 64L97 63V67L95 68L96 65H94ZM128 62V61H127ZM149 62V61H148ZM176 62V61H175ZM182 62V61H181ZM188 62V61H187ZM109 63V62H108ZM143 63V62H142ZM151 63V62H150ZM167 63V62H166ZM169 63V62H168ZM167 63V64H168ZM178 63V62H177ZM177 63L175 64L177 66ZM186 63V62H185ZM259 63V62H258ZM40 64V63H39ZM41 64V65H42ZM126 64V63H125ZM163 64V63H162ZM166 64V65H167ZM170 64V63H169ZM220 64V63H219ZM93 65V66H92ZM128 65V63H127ZM173 65V64H172ZM252 65V64H251ZM40 66V65H39ZM38 66V67H39ZM144 66V68H143ZM174 66V68L176 67ZM217 66V65H216ZM236 66V65H235ZM240 67V65H239ZM251 67V66H250ZM140 68V69H139ZM142 68V69H141ZM155 68V67H154ZM161 68V67H160ZM236 68V67H235ZM263 69V67H261ZM10 69H13V71H10ZM159 69V68H158ZM195 69V68H194ZM221 69V68H220ZM240 69V68H239ZM15 70V71H14ZM68 70V69H67ZM219 70V69H218ZM223 70V69H222ZM243 70V69H242ZM254 70V69H253ZM40 71V72H39ZM178 71V70H177ZM207 71V70H206ZM209 71V69H208ZM153 72V73H152ZM128 73V74H127ZM209 73V72H208ZM233 73V72H232ZM35 74V72H34ZM155 74V76H153ZM185 74V75H184ZM206 74V72H205ZM204 74V75H205ZM163 75V74H162ZM166 75V74H165ZM7 76V75H5ZM227 76V75H226ZM237 76V75H236ZM239 76V75H238ZM49 77V78H50ZM178 77V76H177ZM220 77H218L219 79ZM8 80V79H7ZM143 80V81H141ZM262 80V79H261ZM2 81H4V76L2 78ZM204 81V80H203ZM206 81V80H205ZM227 81V80H226ZM11 82V81H10ZM155 82V84L158 85L159 89L156 87V86H152V84ZM168 82V81H167ZM172 82V81H171ZM114 83V84H113ZM207 83V82H206ZM233 83V82H232ZM110 84H112L111 86H109ZM171 84V83H170ZM240 84H241V81H240ZM243 84V82H242ZM10 85V84H9ZM8 87H11L9 86ZM28 85V84H27ZM77 85V83L75 84ZM114 85V86H113ZM154 85V84H153ZM172 85V84H171ZM206 85V84H205ZM200 86L201 89L198 87ZM237 86V85H236ZM248 86V85H247ZM6 87V86H5ZM116 87L121 90V88H125V92L123 91V93H120L119 92H115L116 90ZM139 87V88H138ZM152 87H154V89L156 90H152ZM262 87V85H261ZM264 87V86H263ZM262 87V88H263ZM11 88V89H12ZM34 88V89H33ZM39 88V87H37ZM138 88V89H137ZM207 88V87H206ZM7 89V88H6ZM78 89V88H77ZM76 89V90H77ZM8 90V89H7ZM207 90V89H206ZM220 90V89H219ZM252 90V89H251ZM6 91V90H5ZM79 91V90H78ZM231 91V90H230ZM80 92V91H79ZM122 92V91H121ZM217 92V91H216ZM252 92V91H251ZM261 92V91H260ZM125 93V94H124ZM173 93V94H172ZM209 93V92H208ZM234 93V92H233ZM255 93V92H254ZM79 94V93H78ZM77 94V96H78ZM82 94V93H81ZM220 94V93H219ZM243 94V93H242ZM241 94V95H242ZM85 95V94H84ZM120 95L123 96L124 100H122V102H118L117 103V99L119 97H121ZM231 95V94H230ZM257 94H255L256 96ZM260 97L257 98L256 100L258 102H261L263 103L264 102V94H260ZM220 96V95H219ZM247 96V95H246ZM128 98L130 97L129 101H126L125 98ZM208 97V96H206ZM213 97V96H212ZM226 97V96H225ZM239 97V96H238ZM245 98V96H244ZM252 98V97H251ZM39 99V98H38ZM81 99V98H80ZM122 99V98H121ZM207 99V98H206ZM224 99V98H223ZM87 100V99H86ZM89 100H91V98H89ZM87 100V101H89ZM210 100V99H208ZM217 100V99H216ZM229 100V99H228ZM231 100V99H230ZM244 100V99H243ZM247 100V101H248ZM85 101V100H84ZM86 101V102H87ZM211 101V100H210ZM213 101V100H212ZM211 101V102H212ZM223 101V100H222ZM79 102V101H78ZM82 103H84L83 101H80ZM85 102V103H86ZM231 102V101H230ZM115 103H117V106L118 104H120V107H115ZM214 103V101H213ZM228 103V102H227ZM255 103V102H254ZM90 104V102H89ZM89 104H85V106H88ZM40 105V108H42L43 110V114L42 116L45 117V115H50L51 113V109L49 110V106L45 107L44 105ZM79 107V103L77 104ZM90 105V106H91ZM13 106V105H12ZM63 99L62 98H59L57 99V104L55 106V111H52L54 113L57 114V116L60 115V122H61V126L62 127H65V129L67 127H69L70 125H68L69 123L71 124V120L67 119V115L66 112H64L62 109H63ZM215 106V105H214ZM221 106V105H220ZM223 106H225L223 104ZM16 107V106H15ZM26 107V106H25ZM24 106L20 105L18 108H16V110H19L21 113H24L26 112L27 110L25 109ZM82 107L84 108V105H82ZM35 108V107H34ZM33 108V109H34ZM86 108V107H85ZM84 108V109H85ZM147 108H151L152 111H147L148 109ZM226 108V107H225ZM91 109V110H92ZM206 109V111H205ZM220 109V107H219ZM29 112H30V108L28 109ZM64 113H62V111ZM87 110V109H86ZM85 110V111H86ZM130 110V111H131ZM172 110L174 112V118L172 122H169L167 120V116H168V112ZM233 111V112H232ZM249 111V110H248ZM15 112V111H14ZM83 111H81L82 113ZM89 112V111H88ZM152 112H156L159 116L162 117V124L163 125L161 128L162 129H159L158 128L156 129V127H154L156 130H158L157 132L154 131V129L152 128V124L151 125H148V118L150 119V116ZM222 112V111H221ZM6 113V112H5ZM87 113V112H86ZM90 113V114H91ZM147 113L150 115L148 116ZM155 113V114H156ZM246 113V111H245ZM38 112H35V117L38 118V120H42L41 118L38 117ZM77 114V113H76ZM91 114V115H92ZM156 114V115H157ZM219 114V113H218ZM17 115V114H16ZM41 115V113L39 114V116ZM83 117L86 119L89 117L88 114H82ZM152 115H154V113H152ZM155 115V118L158 116ZM249 115V114H248ZM256 116V114H254ZM3 116V115H2ZM66 116V117H65ZM218 116V115H217ZM251 116V115H250ZM259 116V115H258ZM5 117V115H4ZM82 117V116H81ZM81 118L84 119V118ZM154 118V116H152ZM151 117V118H152ZM160 117V118H161ZM169 117V116H168ZM248 117V116H247ZM73 118V117H72ZM131 118V117H130ZM154 118V120H155ZM170 118V117H169ZM193 118V119H192ZM251 118V117H250ZM249 118V119H250ZM46 119V117H45ZM84 119V120H85ZM91 119V118H90ZM94 119H98V118H94ZM247 119V118H246ZM253 119V118H252ZM36 120V119H35ZM37 120V121H38ZM74 120V119H73ZM80 120V119H79ZM78 120V121H79ZM83 120V121H84ZM20 121V120H19ZM36 121V122H37ZM38 121V122H39ZM74 121H77V120H74ZM87 121V119L85 120ZM84 121V122H85ZM151 120H149L150 122ZM153 121V120H152ZM208 121V122H207ZM245 121V120H244ZM131 122V123H132ZM49 123V122H48ZM79 123V122H78ZM77 123V124H78ZM82 123V122H81ZM84 124V123H83ZM87 124V123H86ZM133 124V123H132ZM134 124V126L136 125ZM156 124V122H155ZM198 124V125H199ZM46 126V124H44ZM68 125V126H66ZM85 125V124H84ZM126 125L127 126V129H126ZM131 125V124H130ZM157 125V124H156ZM86 126V125H85ZM93 126V124H92ZM95 126V125H94ZM99 126V125H98ZM105 126V125H104ZM133 126V125H132ZM133 126V127H134ZM135 126V127H137ZM206 126V125H205ZM37 127V126H36ZM124 127V128H123ZM132 127V128H133ZM160 127V126H159ZM96 128H97V124H96ZM131 128V127H130ZM139 128V130H140ZM186 129H188L186 127ZM208 129V130H209ZM91 130V128L89 129ZM107 130V128H106ZM131 130V129H130ZM162 130V131H161ZM92 131V130H91ZM171 131V130H170ZM204 131V130H203ZM124 132L120 138L121 140L123 141V145L124 146H127L128 147V143H129V140H128V134ZM227 132V133H225ZM92 133V132H91ZM106 133V132H105ZM188 133V132H186ZM112 134V135H111ZM130 134V133H129ZM137 134V133H136ZM143 134V135H144ZM257 134V133H256ZM78 135V134H77ZM73 136V134H72ZM141 136V135H140ZM145 136V135H144ZM156 136V135H155ZM161 136V135H160ZM76 137V136H75ZM99 137V136H98ZM147 137V138H148ZM164 137V136H163ZM175 137V136H174ZM177 137V136H176ZM188 137V138H187ZM38 138V136H37ZM72 138V137H71ZM74 138V136H73ZM72 138V139H73ZM77 139H75V142L74 143H78V146L79 144L82 142L81 139H78V136L76 137ZM81 138V137H80ZM93 138V137H91ZM235 138L234 141H232L231 139ZM258 138V137H257ZM255 138V139H257ZM90 139V138H89ZM154 139V138H153ZM165 139V138H164ZM177 139V138H176ZM70 140V139H69ZM120 140V141H121ZM146 140V139H145ZM149 140V139H148ZM174 140V139H172ZM181 141V143L183 144V142ZM231 140V141H230ZM99 141L98 139L95 140V143ZM141 141V140H140ZM179 139L178 140H175V143L173 144H177V143H180ZM257 141V140H255ZM254 141V143H255ZM102 142V141H100ZM105 142V141H104ZM143 142V140H142ZM146 142H149L146 140ZM76 143V144H77ZM118 143V142H117ZM145 143V142H144ZM143 143V144H144ZM120 144V143H119ZM135 144V143H134ZM141 144V143H140ZM149 143L145 144L147 146H149V148L151 147L150 145H148ZM151 144V143H150ZM172 144V145H173ZM109 145V144H108ZM113 145H112V148H113ZM139 145V144H138ZM240 145V144H239ZM251 145H252V142H251ZM250 145V146H251ZM81 146V145H80ZM79 146V147H80ZM103 146V145H102ZM168 146V144H167ZM175 146V145H174ZM180 146V145H179ZM185 146V145H184ZM183 146V147H184ZM241 146V145H240ZM75 147V145H74ZM109 147V146H108ZM146 147V146H145ZM186 147V146H185ZM184 147V148H185ZM78 148V147H77ZM123 148V146L121 147ZM126 148V147H125ZM132 148V146H131ZM147 148V147H146ZM154 148V147H152ZM241 148V147H240ZM3 149V148H2ZM120 148H118L119 150ZM124 149V148H123ZM123 149H120V151ZM129 149V148H128ZM144 151L145 152V148L143 147ZM127 150V149H126ZM124 149L123 153H124V157H125V151ZM133 149H131L132 151ZM150 150V149H149ZM156 149H154L155 151ZM206 150V151H205ZM232 152H231V151ZM117 151V149H116ZM119 151V152H120ZM128 151V150H127ZM141 150H139L140 152ZM152 151V150H151ZM150 151V152H151ZM137 152V151H135ZM133 152V153H135ZM142 152V154H143ZM147 152V150H146ZM153 152V151H152ZM151 152V153H152ZM157 152H160L159 150H156L155 153L152 154V157L153 156H157L156 158L159 160L161 156H159L158 158V155L159 153ZM218 152H220L218 154ZM102 153V152H101ZM122 153V154H123ZM131 153V152H130ZM138 153V152H137ZM150 153V154H151ZM161 153V152H160ZM188 153V154H189ZM147 154V153H146ZM146 154H144L146 156ZM150 154H147V156L149 157ZM162 154V153H161ZM160 154V155H161ZM174 154V153H173ZM212 154V155H210ZM127 155V154H126ZM132 155V153H131ZM216 156L219 158L220 160V163L221 161H235V160H238L239 163H240V166L241 169H235L236 171H233L232 173H229L228 171L224 170V172L220 171V170H217V168H210V165L208 166L209 164V161L211 160L210 159V156ZM135 156V155H134ZM140 156V154H139ZM29 157V156H28ZM147 157V158H148ZM166 157V155H165ZM170 157V155H169ZM168 157V158H169ZM227 157V158H226ZM31 158V157H30ZM64 157H62V154L61 155H57L55 157V161H57L58 166H60L61 168V171L60 173H64V169H65V166L67 165V163H69V168L71 169V164L70 162H72V158H73V155L70 154V158H66L67 160H64L63 159ZM127 158V156H126ZM135 158V157H134ZM140 158V157H139ZM147 158H144L142 159V161L144 160H147ZM226 158V160L224 159ZM156 159V160H157ZM162 159V158H161ZM171 159V158H170ZM210 159V160H209ZM47 160V159H46ZM139 160V159H138ZM141 160V158H140ZM216 160V159H215ZM30 161V160H29ZM169 161V160H167ZM167 161H165V159L159 161V163H157L158 166H156L154 169H152L151 171L153 172V175L156 177V179L158 177H162V176H158L156 173H158L159 171H163V169H165V171H168V170H174V168H176L172 162L169 161V164H167ZM188 161V160H187ZM186 161V162H187ZM193 161V162H194ZM73 162H74V159H73ZM124 162V167L127 169V172L126 174L128 175L127 179H132L133 181H136L137 178H139L140 180V185L142 188H144L143 190L147 191L149 187L147 186H150L152 183L151 181L153 180H150L149 178H147L148 176L145 175V172L143 170V167H142V170H140V168L138 167H135L136 165L134 164L133 165V157L131 156V158L129 157V159H125ZM137 162V161H136ZM145 162V161H144ZM143 162V163H144ZM174 162V161H173ZM178 162V161H177ZM183 162V161H182ZM135 163V162H134ZM139 163V162H137ZM150 163V162H149ZM225 163V162H224ZM223 163V164H224ZM237 163V162H236ZM235 163V164H236ZM27 164V163H26ZM56 164V163H55ZM73 164V163H72ZM175 164V163H174ZM178 164V163H177ZM187 164V163H186ZM211 164V163H210ZM166 165H173L172 167L171 166H168V169H167V166ZM190 165V164H189ZM74 167V165H72ZM137 166H139V164H137ZM142 166V165H141ZM192 166V165H191ZM225 166V165H224ZM235 166V165H234ZM67 167V166H66ZM72 167V168H73ZM113 167V166H112ZM166 167V168H164ZM148 168V167H146ZM145 168V169H146ZM194 168V167H193ZM192 168V169H193ZM76 170V169H75ZM111 170V169H109ZM154 170V171H153ZM60 171V170H59ZM150 171V170H149ZM163 171V172H165ZM174 171V172H175ZM187 172V170H186ZM246 172V174H245ZM28 173V172H27ZM111 173V172H110ZM117 173V172H116ZM149 173V172H148ZM172 173V172H171ZM170 173V174H171ZM174 173V174H176ZM247 173L249 174L248 176H250V178L247 177ZM65 174V173H64ZM125 174V173H124ZM27 176V175H26ZM77 176V174H76ZM81 176V175H80ZM152 176V174H151ZM166 176V175H165ZM172 177V175H170ZM50 177V175L48 176ZM63 177V176H62ZM74 177V176H73ZM171 177L169 179H171ZM64 179L66 178V175L65 177H63ZM75 178V177H74ZM79 178V177H78ZM51 179H53L51 177ZM162 179V178H160ZM165 179V178H163ZM162 179V180H163ZM168 179V180H169ZM34 180V179H33ZM45 180V179H44ZM29 181V180H28ZM35 181V180H34ZM63 181V180H62ZM60 181V183L62 182ZM119 181V180H118ZM166 181V179H165ZM36 183L38 182V180L35 181ZM53 182V181H52ZM64 182V181H63ZM94 182V181H93ZM139 182V181H138ZM153 182V181H152ZM166 182H169V181H166ZM174 182V183H175ZM49 182V179L46 178V180L43 182V184H46L48 185ZM54 183V182H53ZM52 183V184H53ZM92 183V182H91ZM90 183V184H91ZM126 183V182H125ZM148 183H150V185H148ZM158 183V182H157ZM239 183V184H238ZM123 184V183H122ZM134 184V183H133ZM136 184V183H135ZM240 185V192H238V195H234L233 196L229 193L232 189V187L234 185ZM125 185V184H124ZM153 185V184H152ZM172 185V184H171ZM214 185L215 187L211 188V186ZM27 186V185H26ZM41 186V185H40ZM51 186V184H50ZM127 186V185H126ZM155 186V185H154ZM16 187V186H15ZM42 187V186H41ZM40 187V188H41ZM47 186H45L46 188ZM52 187V186H51ZM86 187V186H85ZM90 187V186H88ZM93 187V186H92ZM96 187V185H95ZM134 187V186H133ZM10 188V187H9ZM43 188V189H40L41 192L44 191V193H46V191L48 192V188ZM53 188V187H52ZM97 188V187H96ZM137 188V187H136ZM141 188V190H142ZM152 188V187H151ZM158 188V187H157ZM254 188V189H253ZM11 189V188H10ZM83 189V188H82ZM87 189V188H85ZM91 189V187H90ZM95 189V188H94ZM135 189V188H134ZM171 189V188H169ZM249 189H253V193H252V196L254 198V196H257L259 195V198H257V202H256V199H255V202L254 205L252 206H247V204H242V206H240L239 208H235L236 210L234 211L235 213L233 215H230L228 214L231 209L230 207L232 206V203H233V206H234V202H236L238 199H241L242 196L249 190ZM66 190V189H65ZM133 190V189H132ZM142 190V191H143ZM150 191H152L150 188H149ZM52 191V190H50ZM86 191V190H85ZM137 191V190H136ZM141 191V192H142ZM162 191V190H161ZM96 192V191H95ZM149 192V191H147ZM152 192H155V190L153 189ZM14 193V192H13ZM97 193V192H96ZM135 193V192H134ZM151 193V192H149ZM160 193V192H158ZM166 193V192H165ZM168 193V192H167ZM240 193H242L240 195ZM25 194V193H24ZM49 194V192H48ZM51 194V193H50ZM93 194V193H92ZM136 194V193H135ZM142 194V193H141ZM148 194V193H147ZM171 194V193H169ZM35 195V194H34ZM90 195V194H89ZM88 195V196H89ZM98 195V194H97ZM151 195H154V194H150V197L153 198V196ZM157 195V194H156ZM163 195V193H162ZM209 196V198H212V200H207L206 197H203V196ZM93 196V195H92ZM96 196V194H95ZM149 196V194H148ZM159 196V195H158ZM158 196L157 197H154V198H157L158 199ZM161 196V195H160ZM246 196V195H245ZM12 197V191L8 190L7 188L5 189H2L0 188V208H3V205L6 204L7 202L11 203L12 201H10ZM41 198V195L39 196ZM38 197V198H39ZM141 197V196H139ZM147 197V195H146ZM165 197V196H164ZM171 197V195H170ZM248 197H251V196H248ZM25 198V197H24ZM64 197H62L63 199ZM96 198V197H95ZM142 198V197H141ZM144 198V197H143ZM162 198V196H161ZM208 198V197H207ZM252 198V199H253ZM65 199V198H64ZM140 199V198H139ZM148 199V198H147ZM156 199V200H157ZM164 199V198H163ZM251 199V200H252ZM69 200V199H68ZM67 200V201H68ZM138 200V199H137ZM166 200V199H165ZM176 200V199H175ZM185 203H182L183 207L181 208V205L179 202L183 201ZM247 200L249 201V199L247 198ZM254 200V199H253ZM15 201V200H14ZM140 201V200H139ZM149 200L146 201V198H145V202L147 203ZM154 202L153 200H150V202ZM158 202H156V206L158 205L159 208L160 207H163L162 205L160 206V201L159 199L157 200ZM163 201V200H162ZM246 201V202H248ZM65 202V200H64ZM245 202V201H244ZM251 202V201H250ZM260 202V203H259ZM149 203V202H148ZM167 203V202H166ZM179 203V204H178ZM249 203V202H248ZM8 204V203H7ZM6 204V205H7ZM16 204V203H14ZM154 205V203H152ZM151 203H149L148 205H152ZM146 205V206H148ZM152 205V206H153ZM221 205V206H219ZM246 205V206H245ZM249 205V204H248ZM8 206V205H7ZM151 206V207H152ZM155 206V207H156ZM165 206V204H164ZM16 207V206H15ZM143 207V206H142ZM220 208V209H217V208ZM226 208V211L227 213H224V211H222L221 209L222 208ZM7 208V207H6ZM131 208V207H129ZM144 208V207H143ZM153 208V207H152ZM166 208V207H165ZM164 208V209H165ZM232 208V207H231ZM9 209V207L7 208ZM137 209V208H136ZM146 209V208H144ZM158 208H156L157 210ZM163 209V210H164ZM184 209V210H183ZM12 210V209H11ZM148 210V208H147ZM159 210V209H158ZM157 210V212H158ZM146 211V210H145ZM10 212V211H9ZM13 213H16L15 211H12ZM136 212V211H135ZM139 212V211H138ZM155 212V213H157ZM185 213L184 215H182V213ZM11 213V212H10ZM9 214L10 216H14L16 214ZM143 213V212H142ZM159 213V212H158ZM5 214V213H4ZM29 214V213H28ZM27 214V215H28ZM32 214V213H31ZM129 214V213H128ZM222 214V215H221ZM18 215V214H17ZM25 215V214H24ZM192 215H196V217L191 221L192 219ZM9 216V217H10ZM29 216V215H28ZM157 217V219H161L160 217ZM219 216V217H220ZM5 217V216H4ZM8 217V219H9ZM11 217V219H12ZM25 217V216H24ZM27 217V216H26ZM142 217V215H141ZM217 217V219H215ZM233 217V218H234ZM140 218V217H139ZM232 218V219H233ZM6 219V218H5ZM135 219V218H134ZM260 219V218H259ZM25 220V219H24ZM10 221V219H9ZM152 221V220H151ZM197 221V222H196ZM208 221V222H209ZM218 221V222H217ZM158 222V223H159ZM196 222V223H195ZM256 222V221H255ZM260 223V222H259ZM139 224V223H138ZM141 224V223H140ZM234 224V223H233ZM232 224V225H233ZM237 224V225H238ZM243 224V223H242ZM258 224V223H257ZM197 225V224H196ZM227 225V226H226ZM236 225V227H237ZM256 225V224H255ZM5 226V225H4ZM126 226V225H125ZM240 225H238L239 227ZM254 226V225H253ZM211 227V228H212ZM233 227V229H232ZM234 226H231V229L233 230L232 233L237 230V232H241L242 228L240 227V230L239 228L237 229ZM198 228V227H197ZM219 228V227H218ZM235 228V229H234ZM244 228V229H245ZM264 226L262 225H256V229L260 232H263L261 233V237L263 236L264 237ZM77 229V228H76ZM84 229V228H83ZM253 229V228H252ZM4 230V229H3ZM139 230L141 233H143V236L144 238H146L147 236H149V232H146L148 229H143L141 227V225H139ZM195 230V229H194ZM203 230V229H202ZM205 230V228H204ZM78 231V229H77ZM82 231V230H80ZM197 231V230H196ZM201 231V230H199ZM225 231V229H224ZM229 231V230H228ZM245 231V230H244ZM256 230L254 229V234H256L255 232ZM153 232V231H152ZM169 232V233H170ZM198 232V231H197ZM236 232V231H235ZM3 233V232H2ZM10 233V232H9ZM200 233V232H199ZM208 233V232H207ZM226 233V232H225ZM228 233V232H227ZM230 233V231H229ZM243 233V231L241 232ZM259 233V232H258ZM257 233V234H258ZM154 233H152L153 235ZM206 234V233H204ZM8 235V234H7ZM89 236V234H86ZM91 235V234H90ZM151 235V234H150ZM210 235V234H208ZM240 235V234H239ZM244 234L240 235V237H242ZM246 235V234H245ZM244 235V236H245ZM1 236V235H0ZM10 236V235H9ZM82 236V235H81ZM85 236V235H84ZM88 236H86L87 238H89ZM154 236V235H153ZM233 236V235H232ZM256 236V235H255ZM259 236V235H258ZM257 236V237H258ZM85 237V238H86ZM158 237V236H157ZM234 237V236H233ZM247 237V236H246ZM245 237V238H246ZM254 237V236H252ZM250 237V238H252ZM261 237H259L261 240ZM262 237V238H263ZM149 238V237H148ZM166 238L164 239L165 242H166ZM236 237H234L235 239ZM256 238V237H255ZM9 239V238H8ZM155 239V238H154ZM84 240V238H83ZM87 240V239H85ZM94 240V239H93ZM92 239L90 241H88V243L86 244H91L93 243L94 245H96L97 243H95V240L93 241ZM168 240V238H167ZM238 240H241L243 242V244H245L244 242L247 240H242V239H238ZM250 242H251V239H249ZM247 240V241H249ZM258 240V239H257ZM257 240H254L256 243ZM92 241V242H91ZM253 241V239H252ZM7 239H6V236L5 237H1L0 239V248L2 249V251L4 252L3 254H5L4 256V260H3V264H13L11 261H10V258L8 257L9 255L7 254V250L9 249L8 246L9 244H7ZM157 242V243H156ZM240 242V241H239ZM262 242V241H261ZM142 245L145 247V246H149L150 245V238L147 239V240H144L141 242ZM169 243V241H168ZM217 243V244H216ZM249 243V242H248ZM264 243V241H263ZM93 244L91 246H93ZM187 244V245H186ZM240 244H242L240 242ZM247 244V242H246ZM245 244V245H246ZM253 243H251V246H255V245H252ZM260 244V243H259ZM89 245H86L87 247L85 249V251H87L86 253H88V256L92 259V262L95 263L96 259L95 257L97 256V252L98 251V248H91L88 247ZM186 245V246H185ZM98 246V245H97ZM100 246V245H99ZM248 246V244L246 245ZM245 246V248H247ZM249 246H250V243H249ZM250 246V248H252ZM258 246V245H257ZM235 248V249H234ZM257 248V247H255ZM259 248V247H258ZM136 249V248H135ZM235 250V251H234ZM245 251V250H244ZM118 252V253H117ZM149 253V254H148ZM258 253V252H257ZM2 254V253H1ZM18 254V253H17ZM235 254V255H234ZM248 254V255H247ZM8 255V256H6ZM240 255V257H239ZM242 255H246L244 257H246L245 259L242 257ZM254 256V255H253ZM252 257V256H251ZM257 257V256H256ZM255 257V258H256ZM1 260H2V257L0 256ZM148 259V260H147ZM251 260V259H250ZM254 260V259H253ZM25 262H27L25 260ZM1 263V262H0ZM29 264V263H28ZM31 264V263H30Z\"/></svg>", "mask_w": 264, "mask_h": 264}]
</instances>
